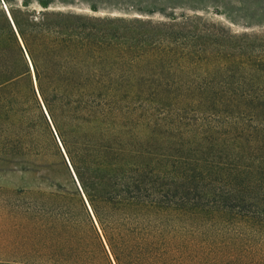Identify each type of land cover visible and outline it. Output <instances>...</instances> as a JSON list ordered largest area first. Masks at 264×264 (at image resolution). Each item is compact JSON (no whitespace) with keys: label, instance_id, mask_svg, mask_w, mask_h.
I'll return each mask as SVG.
<instances>
[{"label":"trees","instance_id":"trees-1","mask_svg":"<svg viewBox=\"0 0 264 264\" xmlns=\"http://www.w3.org/2000/svg\"><path fill=\"white\" fill-rule=\"evenodd\" d=\"M36 1L40 8L30 10L28 0H0L1 161L24 171L47 170L53 187L28 192L34 231L50 234L35 240L36 260L179 264L173 239L162 234L169 198L216 206L215 212L264 229V89L236 83L193 94L177 75L195 57L210 62L219 54L264 65V34L238 38L189 19H94L49 8L53 0ZM121 78L128 79L127 88L118 85ZM132 98L155 100L164 126L177 131L180 117L190 114L213 123L182 130L181 137L236 134L246 152L231 151L228 157L241 158L236 162L210 159L205 168H189L183 156L173 172L149 165L158 155L149 150L150 137L134 132Z\"/></svg>","mask_w":264,"mask_h":264},{"label":"rangeland","instance_id":"rangeland-1","mask_svg":"<svg viewBox=\"0 0 264 264\" xmlns=\"http://www.w3.org/2000/svg\"><path fill=\"white\" fill-rule=\"evenodd\" d=\"M20 1L14 0L16 3ZM28 3L30 10L40 8L36 0H28ZM49 8L73 11L94 19L117 17L129 21L136 17L152 23L189 19L198 26L204 24L219 34H233L238 38L264 34V0H53ZM136 8L149 9L152 13H141ZM159 9L165 13L173 12L174 18L164 16ZM215 51L212 47L211 52ZM238 55L233 59L214 55L210 62L195 57V63L190 64L189 70L177 74L181 77V86L191 89L193 94L203 87L209 90L211 85H216L225 89L236 83L248 89H264V65H255L250 57ZM217 67L222 69L218 71ZM118 85L127 88L128 79L121 78ZM189 94L187 96L191 97ZM189 99L194 103L198 96ZM212 99L206 98L207 101ZM129 106L134 132L143 138L150 137L149 150L158 155L157 161H152L150 156L149 165L158 166L165 172H173L180 167V163L175 162L180 156L185 157L184 164L189 168L198 164L205 168L211 166L210 159L221 163L236 162L241 158L228 157L230 152L243 155L246 152L245 140L236 134L233 137L230 134L191 135L189 140L178 135L182 130H198L201 123L202 127L204 123L213 124L200 117L198 119L196 114H190L186 119L179 116L181 126L177 131L173 125L164 126L163 110L155 100L132 98ZM164 133L174 137L161 140L160 135ZM164 154L167 157L162 156ZM1 159L0 156V264H52L41 253V257L35 258V240L47 239L50 234L40 235L34 231L36 219L30 209L32 201L28 194L38 190L48 193L53 189L45 179L49 172L43 169L24 171L3 163ZM19 190L27 192L17 194ZM166 201L164 207L170 208L163 214L162 234L168 241L173 239L179 264H264V229L259 231L252 221L243 222L234 213L215 212L216 206L210 210L209 206H200L201 203L194 205L174 198Z\"/></svg>","mask_w":264,"mask_h":264}]
</instances>
